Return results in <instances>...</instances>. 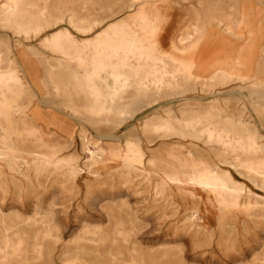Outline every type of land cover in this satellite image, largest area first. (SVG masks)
<instances>
[{"label":"rangeland","instance_id":"obj_1","mask_svg":"<svg viewBox=\"0 0 264 264\" xmlns=\"http://www.w3.org/2000/svg\"><path fill=\"white\" fill-rule=\"evenodd\" d=\"M30 1L13 0L0 17V48L17 69L16 80L0 82V264H264V111L240 89L244 77L264 82V3L154 0L161 22L153 39L195 64L197 87L149 104L105 64L120 60L122 35L151 34L128 0ZM233 5L245 14L238 39L221 32L234 27ZM192 8L203 29L194 38L184 24L195 19ZM112 24L122 29L107 41ZM237 54L238 80L214 87L216 96L205 80ZM118 65L132 75L134 60ZM117 100L134 109L125 120L109 113ZM237 119L260 149L232 141ZM215 126L230 135L224 145L201 131ZM229 179L242 190L211 187Z\"/></svg>","mask_w":264,"mask_h":264},{"label":"bare ground","instance_id":"obj_2","mask_svg":"<svg viewBox=\"0 0 264 264\" xmlns=\"http://www.w3.org/2000/svg\"><path fill=\"white\" fill-rule=\"evenodd\" d=\"M35 2V0H33ZM38 1V0H37ZM36 1V2H37ZM43 1V0H40ZM57 1V0H53ZM61 1V0H58ZM87 1H94V0H87ZM108 1V0H107ZM184 1H189V0H183ZM216 2H218L219 0H214ZM235 4V2H238L239 0H233ZM31 2V1H30ZM29 2V3H30ZM31 2V3H34ZM35 2V3H36ZM203 2V1H202ZM262 3H264V0H261ZM12 3L13 0H6V4L0 9V17L2 14H4L6 11L10 12V9H13V5ZM30 3V4H31ZM34 3V4H35ZM158 3V2H156ZM257 3V2H256ZM33 4V5H34ZM42 3H40L41 6ZM231 4V5H232ZM230 5V7H232ZM30 6V5H29ZM38 6V5H37ZM234 6V5H233ZM124 7L129 8V9H134L138 10V14L140 17H142L145 21L146 26L148 27L149 32L151 33L149 36L145 37L144 39H149L148 41L146 40V42H144L142 39L136 38L135 36H121L119 37V41L117 42V44L115 45L116 50L118 51V56L120 57V60L117 61L116 60H109L107 59V61L105 62V64L110 67L116 77V79H121L123 84L122 87H126V88H130L132 89L137 96H139V98H148V103L150 104L151 102H153V98H158L159 97H167V96H173L175 94H184L187 92H192L195 87V84H192L191 80L193 79V75H192V70L195 67V64L191 62H187L184 59L183 60H175V58H173L172 56H169L167 52H163L162 48H160L159 44L153 39V33L154 30L157 28L158 25H160V19L161 18L159 16V13H156V8L154 6V0H128L126 3H124ZM235 8V24L233 29L228 28L227 30H223L221 29V32L227 35H230L233 38H240L241 36V25L245 24V14L244 12L241 10L240 7H237L236 5L234 6ZM54 8V7H53ZM233 8V7H232ZM147 9H149V12L146 11ZM48 10V9H47ZM12 11V10H11ZM57 11V9L55 10ZM193 14L195 16L194 21H190V19L188 20H184V24L187 25L188 31L186 33L189 34V36L191 37H196L198 35L201 36V34L203 33V29L200 27L201 25H199L200 22V14L199 12L196 10V8H192ZM229 11V10H228ZM98 12V11H97ZM221 12V10H220ZM218 11V13H220ZM25 13V12H24ZM42 13V12H41ZM60 13V12H59ZM222 13V12H221ZM164 14V13H163ZM228 14V13H226ZM229 15V14H228ZM30 16V15H29ZM44 16L45 13H44ZM42 16V17H44ZM69 16V15H68ZM167 16V15H166ZM5 17V16H4ZM34 17V15H33ZM188 17V16H187ZM226 17V16H225ZM224 17V18H225ZM232 17V16H231ZM47 18V17H46ZM45 18V19H46ZM50 18V17H49ZM24 19V18H23ZM22 19V21H23ZM29 20V19H28ZM33 21V19H32ZM41 22V21H40ZM26 23V22H25ZM28 23V22H27ZM30 23V22H29ZM28 23V24H29ZM47 23V22H45ZM56 23V22H55ZM168 23V22H167ZM31 24V23H30ZM232 24V23H231ZM27 25V24H25ZM38 25L37 21L35 26ZM182 25V22H181ZM233 25V24H232ZM30 26V25H29ZM20 27V24L19 26ZM53 27V24H52ZM25 28V27H23ZM184 28V27H183ZM103 29V28H102ZM122 29V25L121 24H112L110 25L109 29L104 30L103 32L105 33V38L107 39V41H110V38L108 37L110 32H120ZM182 29V28H181ZM62 31L66 32L67 29L66 28H62ZM2 31V30H1ZM79 31V30H78ZM84 31V30H83ZM3 32V31H2ZM86 32V31H85ZM172 33V32H171ZM33 34V33H31ZM177 34V33H176ZM252 35V31L249 30L248 32V37L249 40L251 38ZM27 36V35H26ZM25 36V37H26ZM29 36V35H28ZM100 36H102V34L100 35L99 33V38ZM174 36V35H173ZM48 37V36H47ZM87 37V36H86ZM92 37V36H91ZM88 38V37H87ZM97 37H95V39H97ZM115 38V37H114ZM187 38V37H186ZM192 38V39H193ZM43 39V38H42ZM78 39V38H77ZM92 39V38H91ZM116 39V38H115ZM53 40V38H52ZM178 40V39H176ZM197 40V39H196ZM247 40V43L248 41ZM51 41V40H50ZM105 41V40H103ZM106 41V42H107ZM246 42V41H245ZM250 42V41H249ZM44 43V42H43ZM74 43L77 44L78 46H82L81 43L79 42V40H74ZM178 44V43H177ZM56 45V44H55ZM108 46H110V43L107 44ZM112 45V44H111ZM192 45V44H191ZM245 45V44H244ZM249 45V44H248ZM247 45V46H248ZM242 46V45H241ZM240 46V47H241ZM246 46V48H248ZM63 47V46H62ZM162 47V46H161ZM166 47V46H165ZM244 47V46H243ZM65 48V47H64ZM63 48V49H64ZM92 48H94L92 46ZM246 48H243V50H247ZM32 49V48H31ZM100 49V48H99ZM190 49V48H189ZM242 49V47H241ZM191 50V49H190ZM244 50V51H245ZM30 51V50H29ZM31 52V51H30ZM36 52V51H35ZM240 52V51H239ZM238 52V53H239ZM167 53V54H166ZM237 53V52H236ZM35 54V53H34ZM97 54V53H96ZM188 54V53H187ZM193 54V52H192ZM98 55V54H97ZM190 55V54H189ZM241 55V54H240ZM175 56V55H174ZM218 56V55H217ZM245 56V55H244ZM38 58V57H37ZM187 58V57H185ZM245 59L248 60V58H246V56L244 57ZM219 59V58H218ZM231 59V58H230ZM242 59V58H241ZM239 54L236 55V57H233L231 59V63L230 62H218L217 64L218 66H215V68H212V75L207 78L205 80V88L207 90L210 91H214V94L217 96L218 94H216L214 87L216 86H221V85H225L228 82L230 83L231 81L235 80V76L238 74H236V71L234 70L235 67L239 66L240 64L242 65L243 63V59L241 60ZM244 59V60H245ZM131 60H134V69L132 72V75L130 76H125V75H121V71H115L116 66L119 65H127L130 64ZM198 60V58H197ZM195 62V61H194ZM45 63V62H44ZM198 63V62H197ZM216 63V62H215ZM82 64V63H81ZM215 64V65H217ZM230 64H232V67L230 66ZM94 65L99 66L100 65V59L96 60L94 62ZM118 65V66H119ZM197 65V64H196ZM212 65V64H211ZM229 66V67H228ZM245 66V65H244ZM240 67V66H239ZM243 67V66H242ZM132 68V67H131ZM246 68V67H245ZM251 68V66H250ZM236 69V68H235ZM3 70H6L7 73L5 76H1L0 75V82H11L12 80H16L17 78V69H16V65L13 62V60L11 58H9L8 56V51L7 50H3L0 48V72H2ZM125 70V69H124ZM127 71V70H125ZM248 71V69H247ZM254 71V70H253ZM111 72V71H110ZM130 71H128L129 73ZM240 72V70L238 71ZM248 72H251L250 69ZM27 73V72H26ZM124 73V72H123ZM122 73V74H123ZM126 74V73H125ZM131 74V73H129ZM235 75V76H234ZM252 75V74H251ZM254 75V73H253ZM242 76V75H241ZM258 76V75H257ZM263 76V74H262ZM238 77V76H236ZM240 77V76H239ZM259 77V76H258ZM196 78V77H194ZM120 80V81H121ZM238 79H236L235 81H237ZM193 81V80H192ZM195 81V80H194ZM242 81L245 83L244 85L241 83L242 86H240V89H244L246 90V94L244 95V97H246L248 99V102L251 105H254L256 107H259L260 109H262L264 111V82H260L257 78H253L252 77H244L242 79ZM197 82V81H196ZM240 82V81H239ZM203 84V83H202ZM154 85H158L159 89L158 91H156L154 94L150 93V88ZM156 88V87H154ZM199 89V88H198ZM118 91V90H117ZM129 91V90H128ZM123 92V91H121ZM227 92V91H226ZM125 93V91H124ZM123 93V94H124ZM130 93V92H129ZM232 93V92H231ZM122 94V95H123ZM235 94V92H234ZM37 95V94H36ZM132 95V94H131ZM103 96V95H101ZM128 96V95H127ZM134 96V95H133ZM176 96V95H175ZM224 96V95H223ZM231 96V95H230ZM234 96V95H233ZM236 96V95H235ZM210 97V96H209ZM213 97V96H212ZM118 98V97H117ZM125 98V97H124ZM131 98V97H130ZM199 98V97H198ZM232 98V97H231ZM245 98V99H246ZM101 99V98H100ZM132 99V98H131ZM134 99V98H133ZM161 99V98H160ZM240 99V98H239ZM103 100V99H102ZM138 100V99H137ZM123 101V100H122ZM125 101V100H124ZM141 101V100H140ZM145 101V100H144ZM248 103V104H249ZM157 104V103H156ZM135 105V104H134ZM142 105V104H141ZM133 106V105H132ZM137 106V105H136ZM204 106V105H203ZM210 106V105H209ZM134 107V106H133ZM208 107V106H207ZM183 108V107H182ZM203 108V107H201ZM200 108V109H201ZM207 109V108H206ZM204 109V110H206ZM213 109V108H212ZM103 110L102 105L99 102V111L101 112ZM133 108L130 106H125L122 107L120 105H118V100H117V104L113 103L110 108H109V113L112 114H116L120 120H125L132 112H133ZM192 110V109H191ZM209 110V109H208ZM211 110V109H210ZM169 112V111H168ZM226 116V115H225ZM229 116V115H228ZM160 118V117H159ZM235 120V118H234ZM239 120V119H237ZM157 121V119H156ZM160 121V120H159ZM239 124L237 126H232L231 127V133H232V141H234V139L240 140L242 143L248 145L249 147H251L250 144L255 145L258 149L261 148V146L258 143L257 140V134H255L254 132H252L251 128H250V124L246 123L244 121L239 120ZM81 122V121H80ZM205 122V121H204ZM197 123V122H195ZM161 124V123H160ZM188 124V123H187ZM191 124V123H190ZM236 124V123H235ZM84 125V124H83ZM186 125V124H185ZM212 126V125H211ZM217 126H215V128H213L212 130H206L205 132H203L204 130L202 129V133H208L207 136H209V138L215 142L218 143H223L225 141H227L228 139H230V135L228 136V134H225L222 129L220 128H216ZM168 128V127H167ZM187 128V127H186ZM223 128V127H221ZM261 128V127H260ZM188 129V128H187ZM185 129V130H187ZM190 130V129H189ZM225 130V128H224ZM191 131V130H190ZM198 132V131H197ZM196 132V133H197ZM180 133V131H179ZM200 133V134H202ZM227 133V132H226ZM195 134V133H194ZM2 135V134H1ZM196 135V134H195ZM257 135V136H256ZM175 136V135H174ZM200 137V136H199ZM202 137V136H201ZM205 137V134H204ZM208 140V139H207ZM210 140V141H211ZM231 141V140H230ZM214 142V143H215ZM217 143V144H218ZM234 143V142H233ZM239 143H237L236 146H241ZM224 145V143L222 144ZM230 146V145H228ZM245 146V145H244ZM224 147V146H223ZM231 148V147H230ZM255 148V147H254ZM11 149V148H9ZM239 149V148H238ZM225 150V149H224ZM12 152H14L12 150ZM231 152V151H230ZM260 153V152H259ZM7 154H10L7 153ZM239 154V152H238ZM230 156V155H229ZM236 156V155H235ZM250 156V155H249ZM252 156V154H251ZM248 157V158H251ZM256 156V155H255ZM5 154L4 152L0 149V158L4 159ZM234 157V156H233ZM257 157V156H256ZM228 159V158H227ZM253 159V157H252ZM240 161V160H239ZM246 164V166L250 165V162L245 161L244 162ZM170 164V163H169ZM244 165V164H243ZM193 177V176H192ZM214 181V180H213ZM229 181L231 182V186H228L227 184L224 183H220V184H216V185H211L212 188L218 189V190H227L228 192L231 191L232 193L237 191V190H242L239 186L241 185L240 183L236 182L233 179H229ZM208 185L206 183V181H202L200 183V185ZM211 191V190H210ZM248 193L251 192L249 189L247 190ZM230 199V198H228ZM224 201V200H223ZM228 201V200H227ZM237 201V200H236ZM234 204V203H233ZM34 225V224H33ZM41 243V242H40ZM40 243H37L36 246L40 247ZM170 250V249H169ZM39 252V251H38ZM16 253V252H15ZM181 253V252H180ZM32 260V259H31ZM9 261V260H8ZM133 263V262H132Z\"/></svg>","mask_w":264,"mask_h":264}]
</instances>
